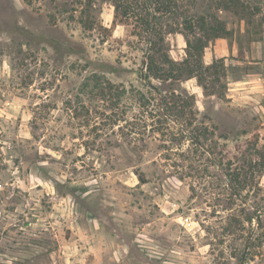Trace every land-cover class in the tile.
Returning <instances> with one entry per match:
<instances>
[{"label": "rangeland", "instance_id": "rangeland-1", "mask_svg": "<svg viewBox=\"0 0 264 264\" xmlns=\"http://www.w3.org/2000/svg\"><path fill=\"white\" fill-rule=\"evenodd\" d=\"M177 3L228 30L206 89L109 1L0 0V264H264V0Z\"/></svg>", "mask_w": 264, "mask_h": 264}, {"label": "trees", "instance_id": "trees-1", "mask_svg": "<svg viewBox=\"0 0 264 264\" xmlns=\"http://www.w3.org/2000/svg\"><path fill=\"white\" fill-rule=\"evenodd\" d=\"M113 5V23L130 25L131 20L135 23L133 28L140 29L147 37V73L145 78L150 76L154 78H178L185 75L186 78L196 77L200 81L203 89L206 86L203 84L204 77L201 75L203 70L209 72L211 69L217 73V62H221L222 58L213 60L212 63L204 65L201 56L204 47L211 38L223 37L228 33V30L215 17L195 16L189 13L184 8L178 5L177 0H106ZM240 0H230V3H238ZM242 5V3H241ZM227 6H224V8ZM166 14L172 15L174 25H169L166 28L167 33L181 32L195 36L193 41L186 38V58L181 61H174L168 58L164 50V38L161 28L158 27V22ZM264 19V17H263ZM195 29L201 31L200 36H196ZM150 35H154L151 37ZM158 62L162 64L159 65ZM162 65H167L165 69ZM182 66V67H181ZM222 67V65H220ZM213 73V72H212ZM185 105H189L187 102ZM191 139L196 141V136Z\"/></svg>", "mask_w": 264, "mask_h": 264}]
</instances>
